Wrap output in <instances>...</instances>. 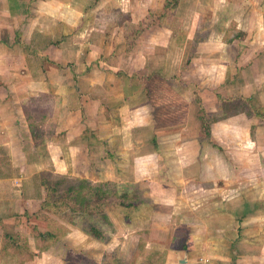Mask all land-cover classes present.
Returning a JSON list of instances; mask_svg holds the SVG:
<instances>
[{"label": "crops", "instance_id": "crops-1", "mask_svg": "<svg viewBox=\"0 0 264 264\" xmlns=\"http://www.w3.org/2000/svg\"><path fill=\"white\" fill-rule=\"evenodd\" d=\"M171 2L172 7L159 12L166 0H0V264H19L16 255H2V234L14 213L39 209L42 173L81 172L87 178L110 160L106 156L115 159L117 152L119 157L123 152H133L130 148H138L141 139L151 142L149 163L144 167L156 169L157 176L163 165V179L174 182L176 194L182 190L180 202L200 205L196 215L200 232L194 236H209L210 224L204 230L202 226L210 221L216 223L210 236L227 237L236 232V216L216 213V208L210 215L207 209L220 203L216 189L238 186L232 173L219 170L216 139L226 133L230 141H246L244 149L235 152L243 158V170L255 155L264 157V0ZM224 7L249 17L240 20ZM143 19L144 29L126 51L127 26ZM14 30L22 39L14 38ZM216 45L225 50L220 57L209 53ZM159 61L158 67L162 70L163 65L165 74L155 69ZM201 61L209 62L205 65ZM197 62L200 66L192 71L191 65ZM204 67L213 77L206 87ZM151 68V80L146 81L140 70ZM175 73L181 81H190L181 89L167 81L155 84L154 77L159 74L164 81ZM187 87H191V95L184 90ZM235 98L246 102L250 115L237 109ZM197 99L211 115L209 140L206 134L198 133L201 119L196 112ZM52 102L57 104L52 106L56 113L49 116ZM228 104H235L233 112L226 111ZM51 125V141L59 148V133L64 134L68 147L63 153L58 148L57 153L52 150L50 154L47 149L45 131ZM193 125L197 132L191 130ZM250 140L257 144L247 142ZM171 143H181L183 151L174 146L171 151ZM105 144L113 150L104 154ZM134 158H129L127 169H137ZM79 160L83 163L80 168ZM112 169H116L115 174ZM124 170L128 172L122 164H112L103 172L105 179L134 188L129 179L120 180L119 172ZM250 173L260 174L263 181L264 161L259 171ZM222 180L224 186H216ZM190 188L194 189L184 194ZM231 197H223L221 202L226 199L231 203ZM8 198L14 201H6ZM177 200L170 198L172 203ZM13 204L20 208L8 213ZM245 215L242 218L248 217ZM262 243L263 239L259 245L250 243L249 249L237 246L233 254L230 246L216 254L203 252L205 258L200 262L191 252L181 259L188 249L182 248L184 254L179 256V252L169 251L171 246H163L167 258L160 264H264ZM163 248L158 246L161 253ZM28 250L36 255L23 264H63L51 249L38 253L36 244L28 243ZM123 253L129 258L126 250ZM116 264H122L121 258Z\"/></svg>", "mask_w": 264, "mask_h": 264}, {"label": "rangeland", "instance_id": "rangeland-1", "mask_svg": "<svg viewBox=\"0 0 264 264\" xmlns=\"http://www.w3.org/2000/svg\"><path fill=\"white\" fill-rule=\"evenodd\" d=\"M172 6L173 4L171 0H166V6H163L162 9L160 5H157V7H160L157 10L162 12V10ZM175 6L177 7V2ZM224 11L227 13L231 12V15L234 14V10L231 7H224ZM150 15H152V13H150ZM234 15H236L237 18H240V20H247L249 17L248 13L244 15L241 11ZM19 23L20 22L18 21L17 24ZM220 24L223 23L220 22ZM230 31L234 32L235 30L230 28ZM12 32L14 38L22 39L21 33L18 32V30ZM18 33L20 34V37H18ZM229 34L230 32L228 35ZM211 48L212 49L209 50V53L212 52L216 54V57H220L222 52L225 51L220 45ZM232 53H234L233 50H231V54ZM231 54L228 56H232ZM160 62L161 61L155 63V66H157L155 69L161 70L158 67ZM208 62L209 61H201V64H208ZM188 63L190 64L191 60ZM196 65L200 66V63H194V66L191 65L193 69L191 67L190 69L192 71L195 70ZM153 70L154 68L146 69V71L140 70V73L146 75L145 78L146 81H148L152 77V75L150 77V74ZM191 70L189 72H191ZM161 71V74H165V71H163V65ZM208 71L204 67L203 77L205 87L206 85L208 86V83H210L213 78L212 71ZM176 72H178V70ZM159 76L161 77L162 75L159 74ZM167 76H170L168 75V72ZM177 76L178 75L175 73V75L171 76L172 78L167 77L168 79H164V81H161L160 77H154L156 79L155 84L158 86L167 81V83H174V85L181 89L185 82L190 81V79L185 80V82L181 81ZM217 83L218 81L216 78V84ZM188 85L191 86V84ZM184 90L187 91L188 94H192L191 87H187ZM236 99L238 100L239 108L244 110V112H248L247 115H250V109L248 110L246 107V102L243 99L238 98H235L234 100ZM196 104V112L199 117L201 115H206L207 112L201 107L198 99L196 100ZM56 105L57 104H54V102L50 103L49 116L56 113L54 108H52V106L55 107ZM232 105L234 108L235 104H228L229 109L226 111L233 112ZM207 115L211 118V115ZM218 117L220 116L216 115V119H219ZM50 121H52V119ZM258 124L261 125V122ZM193 129H195L194 132H197L196 126L193 125L191 130ZM45 132L48 135V137L46 136V143H48L47 149L50 150V154L52 150L57 153L59 145L57 143L53 144L51 141L54 135V127L51 125ZM198 133L205 134L201 128L198 129ZM253 134L254 131L252 130V135ZM59 135H61L60 146L62 147L59 148V153H63L65 152L64 150L67 149L65 147H68V144L65 145L64 134L59 133ZM227 138H229V136L225 133L224 138L216 139V152L220 156L218 166L223 174L232 173V175L235 176V180L238 181L239 187L237 186L235 189L229 188L230 190H224L225 188L216 189V194H219L216 195V200H220V203H216V205L211 204L207 209L210 215L213 213V209L216 208V213L233 214L234 217H237V230L234 234L231 233L227 237L216 235L215 238L212 235L210 236V234L215 231L212 230L213 225L216 226V223H213V221L205 222L202 226V230H204L206 225L208 226V224H210L209 232L211 233L207 234V231L204 232L205 236L206 234L209 236L204 237L200 235L201 237H198L197 235H193L200 232L198 227L200 226V222L198 224L196 219L200 205L196 206L187 202H180V194H183L182 190L178 189L176 194L174 187H172L174 186V182L172 180L163 179V165L160 166L159 169L161 175L157 176L154 173L156 169L153 168L152 171H149V169L144 167L145 163H149L147 155L151 148V142L144 139H141V141L138 142V148L135 146L130 148L133 152H123L121 157H119L120 154L117 152L115 159L114 157L106 156V158L111 161L106 160V163L102 167V169L105 170L109 165L122 164L128 172L125 170L119 172L121 173L119 174L120 180L124 178L129 179V182H134L132 183L134 188H131L132 186L130 187L125 183H116L114 180L110 181L109 179H105V171L103 172L99 167L94 171L95 173H90V176L87 178L85 177V174L81 172L65 174L52 172L42 173L40 176L43 193L41 202H43L46 197L45 183H48L54 188L51 194L52 198H58L62 194H67L70 196L69 200L74 204L73 206L82 207L81 205H76L78 203L75 202H78V197L84 195L87 200L92 198L93 202L95 199H98L101 205H93L84 211H71L68 206L69 204H47L41 209V202H39L38 211L28 212L22 210L23 212L20 211L21 213H14V219L11 225L7 226L8 229H6L7 231H10L9 234L16 235L14 240L18 245L22 244L24 248L27 249L28 243L31 246H35L37 242V245H39V249L36 247L38 253L51 249L50 251L62 258L63 264H116V259L120 258L122 264L123 259L125 260V264H133V262H135V264H160L164 258H167V248H163V246H171L169 251L175 250L176 252H179V256L180 253L182 255L186 253L181 259H185L187 255H190L189 253L187 254V252H191V255L195 256L197 261L200 262L205 258L203 252H209V254L215 252L214 254H216V251L224 250V247L228 250V246H230L232 247L231 253L233 254V251L236 250L235 248H237V246L249 249L252 247L250 246V243L259 245L262 239L264 240V179L263 181H260L262 180V176L255 173L251 174L250 170L253 172L259 171L263 165L264 157H258L255 155L250 159L251 162L248 161L246 164L248 169L244 168L243 170V158L235 152L244 149L246 141H230ZM206 139L209 140V137L206 136ZM247 142H254L253 144H257L254 140ZM172 146L177 149L180 148L179 151L183 149L181 143L178 146L171 143L170 148ZM102 147L106 149H103L104 154L106 151L109 152L113 150L111 145L105 144V146ZM171 151H173V147L171 148ZM125 153L131 155L127 156ZM132 155L136 157L134 158V163L137 165L136 170L127 169L129 168L128 163L132 158ZM100 156L104 158L102 152ZM78 163V168H80L83 163H81L80 160ZM138 169L143 170L138 171ZM129 170L133 173L129 172ZM112 171V174L116 173V169H112ZM246 173H249L252 176H247ZM222 182L223 180L219 181V184L216 186L223 187L224 184ZM96 185L99 186L98 192L91 190V187ZM163 186H166L167 188L163 189ZM190 187H192V184ZM193 189L194 188L185 189L184 194L185 192L189 193ZM195 191H197V188H195ZM40 192L41 188L39 189V193ZM123 192H127L130 197L131 194L134 195L139 193L144 198V201L138 203V205L135 206L136 208L134 206L127 207L119 204L117 201L121 200L120 194ZM204 192H208V190L206 189ZM229 192L231 193L229 194ZM228 196H232L231 203L226 199L221 202L223 197L225 198ZM133 197L134 196H132L133 200H137V198ZM171 197L178 200L172 203L170 201ZM128 199L129 198L124 199V202L128 201ZM6 201L13 202L14 200L8 198ZM168 201H170V203H167ZM16 208L20 207L14 206L13 204V207L6 211L8 213L10 211L14 212V209ZM242 214H248V217L245 215L246 219H244L242 218L244 216ZM7 231H4V233H8ZM45 232L53 233L54 237H49ZM235 240H237V245L235 244ZM240 242H243V244ZM164 243L167 244L164 245ZM263 245L264 244L262 243V246ZM158 246L165 249V254L161 253V249H158ZM182 248L188 249L189 251L186 250V252L183 253ZM123 250L128 252L129 258L126 257ZM33 254L36 255V252H33ZM185 261L186 260L183 262Z\"/></svg>", "mask_w": 264, "mask_h": 264}, {"label": "trees", "instance_id": "trees-1", "mask_svg": "<svg viewBox=\"0 0 264 264\" xmlns=\"http://www.w3.org/2000/svg\"><path fill=\"white\" fill-rule=\"evenodd\" d=\"M144 27H145V19L140 20L136 24H129L127 26L125 30V38H126V48L125 49L126 51L129 50L134 45L137 35L144 29ZM237 35L239 34L237 33ZM236 103H238V100H236ZM237 109H240V108H237ZM200 119L202 121L201 130L205 132L206 136H208L212 119L208 117L207 113L206 115H203V116L201 115ZM53 189L54 188L51 185H49L48 183H45L46 197L44 201L41 202V206H40L41 209H43L44 206H46L47 204L65 203V204H69L68 206L70 207L71 211H84L88 207H91L93 205H97V206L101 205L98 199H95V201L93 202L92 198L90 200H87L86 196L81 195L80 197H78L79 198L78 202H75V203H78L76 205H81L82 207L73 206L74 204L71 203V201L69 200L70 196L67 194H62L58 198H52L51 194L53 192ZM91 190H93L94 192H98L99 186L97 185L92 186ZM132 196H134L133 198H137V200H133ZM126 198H129V199L128 201L124 202V199ZM120 199L121 200H118L117 203L122 204L127 207L129 206L135 207L136 205H138V203L144 201V198L139 193L134 194V195L131 194V197H130L127 192H123L122 194H120ZM45 233H47L49 237H54V234L51 232H45ZM15 238H16V235H13V234H9V233L2 234L1 253L2 255H7V254L16 255V257L18 258V263L23 264L25 261L31 260L34 254L28 250L27 244H26L27 249L24 248L22 244L18 245L14 240ZM38 246L39 245H37V242H36V247L39 249Z\"/></svg>", "mask_w": 264, "mask_h": 264}]
</instances>
